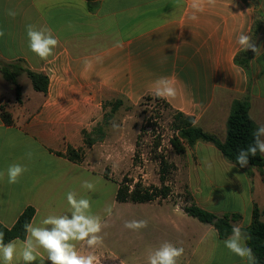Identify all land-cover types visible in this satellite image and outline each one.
I'll use <instances>...</instances> for the list:
<instances>
[{
	"label": "crops",
	"instance_id": "1",
	"mask_svg": "<svg viewBox=\"0 0 264 264\" xmlns=\"http://www.w3.org/2000/svg\"><path fill=\"white\" fill-rule=\"evenodd\" d=\"M190 5L191 0H0V61L49 78L47 93L22 91L21 103L0 82V105L7 104L13 116L7 124L0 114V172L13 164L27 168L15 184L6 175L0 180L3 226L13 227L29 207L35 210L31 223L38 226L49 215L68 214L66 194L74 191L89 199L91 213L108 225L103 244L87 250L100 264H148L149 253L165 242L183 247L177 264H248L224 247L212 225L189 216L181 205L117 201L118 182L106 177L92 154L97 144H84L82 132L102 121L106 102L155 96L160 77L174 79L177 89L176 98L163 100L221 140L233 102L245 96L251 118L264 125V95L254 93L264 77V0L205 3L195 21ZM9 10L16 12L14 18ZM27 25L52 30L60 41L54 56L45 61L31 52ZM241 32L252 37L259 54L240 49ZM242 52L246 67L235 61ZM211 145L201 148L207 154L184 155L191 204L218 216L238 214L233 225L243 228L257 206L264 222V168H240ZM68 148H85L82 161H71ZM210 170L226 175L221 185L229 191L226 207L219 206L224 198L214 192ZM85 180L94 190L82 188ZM108 205L111 216L104 212ZM131 220H146L147 227L125 228ZM20 248L18 243L13 264H23ZM35 264H50L43 249Z\"/></svg>",
	"mask_w": 264,
	"mask_h": 264
},
{
	"label": "clouds",
	"instance_id": "2",
	"mask_svg": "<svg viewBox=\"0 0 264 264\" xmlns=\"http://www.w3.org/2000/svg\"><path fill=\"white\" fill-rule=\"evenodd\" d=\"M205 3L214 6L216 0H191V8L194 10L190 19H198L196 13L203 12ZM14 18L16 12L9 10L7 13ZM28 44L31 52L41 60H47L54 56V50L59 46V39L48 27L27 25L26 27ZM4 32L0 30V37ZM240 49L247 51L251 49L255 54H259L258 48L253 42L252 37L241 32L236 39ZM156 97L171 100L176 98L177 89L174 79L160 77L155 81ZM195 124V121H193ZM253 143L246 149H240L236 156V163L240 168H247L249 165V155L255 157L257 152L264 154V125H259L252 133ZM31 158V153L28 154ZM27 171L25 166L20 164L10 165L6 173L0 172V180L7 176V182L15 184L19 178ZM82 188L92 191L94 184L90 180L82 183ZM67 204L70 213L61 215H49L41 222V225H34L29 222L24 225L25 238L23 241L10 240L4 241V233L0 232V261L2 264H13L17 253L18 243L21 245L20 257L23 264H35L39 249L47 253V260L50 264H100L98 257L90 249H94L103 244V229L108 227L99 215L91 213V202L87 198L79 197L74 191L67 194ZM104 212L112 215V206L105 207ZM70 214V215H69ZM124 227L133 231H138L147 227L146 220L126 221ZM218 237V231L215 232ZM251 237L243 230V226L235 224L232 226L231 235L221 241L229 252L246 260L248 264H258L256 255L247 241ZM79 245V247H78ZM183 247H176L169 242L163 243L159 248L151 251L148 255V264H177V259L183 255ZM123 264V261H121Z\"/></svg>",
	"mask_w": 264,
	"mask_h": 264
},
{
	"label": "rangeland",
	"instance_id": "3",
	"mask_svg": "<svg viewBox=\"0 0 264 264\" xmlns=\"http://www.w3.org/2000/svg\"><path fill=\"white\" fill-rule=\"evenodd\" d=\"M0 82L6 92H15L14 83L3 77ZM17 82L22 86L24 95L28 96L33 91L28 75L19 74ZM255 87L254 93L258 91L264 95V77L260 78ZM158 98L147 95L138 100L112 99L106 102L103 119L93 128L103 126L106 136L102 142L96 143L92 154L97 163H102L105 167V175L118 184L125 180L131 189L135 184H140L142 188L151 190H161L165 186L168 188V196L166 198L160 196L153 201L172 202L184 208L191 204L186 185L189 175L184 166V155L188 152L199 155L208 152L201 149L205 145L203 142L198 143L197 149H195L197 145L193 149L187 148L184 155L174 152L170 140L174 135L172 123L176 111L170 105L167 107L165 100ZM117 100H122L123 105L106 122L104 118L110 114L111 104ZM211 146L214 152H218L213 145ZM162 161H165L168 167L167 172L162 171ZM208 172L214 179V192L224 198L219 206H228L230 203L226 199V193L229 191L227 192L225 186L221 188V185L226 183V175L221 174L219 170ZM201 188L204 189V186Z\"/></svg>",
	"mask_w": 264,
	"mask_h": 264
},
{
	"label": "trees",
	"instance_id": "4",
	"mask_svg": "<svg viewBox=\"0 0 264 264\" xmlns=\"http://www.w3.org/2000/svg\"><path fill=\"white\" fill-rule=\"evenodd\" d=\"M246 55V52L240 53V55H238L235 59L236 63L246 67L248 62ZM20 71H25L27 73L31 79L33 88L36 91L47 93L49 78L46 75L43 73L33 72L31 70L21 69L15 64H3L0 61V73L7 81L15 84L17 102H22V88L17 82V76L20 74ZM164 103L167 107H169V104L166 101H164ZM121 105H123L122 100H117L111 104V112L104 118L106 122L109 117L120 108ZM8 107L9 106L7 104L0 105V114L7 124H12L13 116ZM249 109L250 102L248 96H245L242 99H237L233 102L226 124L227 129L225 140H221L217 134L205 131L196 123L193 124V121H195L193 116H188L182 112L176 111L174 113V120L172 123L174 135L170 140L174 152L178 155H184L187 148L193 149L200 142L210 143L220 152V154L224 156L227 161L239 166L236 163L237 153L240 149H246L253 143L252 133L258 127V125L251 118ZM82 134L85 148H91L96 143L102 142L106 136L103 126H98L90 132L84 130ZM85 148L77 150L68 148L66 155L71 161H82L85 156ZM249 161L248 168H264V157L261 153H259V151L255 157L249 155ZM161 163L162 171L167 172L168 167L166 166L165 161H162ZM173 166L174 165H172V167ZM106 177L108 176L106 175ZM162 181L164 182L163 178ZM167 189L168 188L164 186L161 190H151V188H142L140 184H135L134 188L131 189L124 180L118 186L116 199L119 202H151L160 196L166 198L168 196ZM184 211L189 216L196 218L200 222L212 225L216 231H218L221 239H226L229 235H231L233 223L240 218L238 214L218 216L195 204L185 206ZM34 214L35 210L29 207L22 213L13 227L7 228L0 223V232L4 233L5 243L10 240H16L17 238L24 240L26 235L24 225L32 222ZM260 217V210L257 206H255L251 223L248 227L243 228V230L251 237L247 243L256 255L258 264H264V222L261 221Z\"/></svg>",
	"mask_w": 264,
	"mask_h": 264
}]
</instances>
